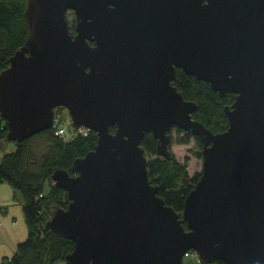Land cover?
Returning <instances> with one entry per match:
<instances>
[{"label": "water", "instance_id": "obj_1", "mask_svg": "<svg viewBox=\"0 0 264 264\" xmlns=\"http://www.w3.org/2000/svg\"><path fill=\"white\" fill-rule=\"evenodd\" d=\"M24 17L26 41L0 71L7 139L53 127L57 107L97 134L52 173L69 203L45 226L74 242L68 263L186 264L194 250L204 264H264V0H26ZM179 68L235 94L225 130L193 117ZM173 128L203 144L182 210L150 181L142 145L151 132L171 158Z\"/></svg>", "mask_w": 264, "mask_h": 264}, {"label": "trees", "instance_id": "obj_2", "mask_svg": "<svg viewBox=\"0 0 264 264\" xmlns=\"http://www.w3.org/2000/svg\"><path fill=\"white\" fill-rule=\"evenodd\" d=\"M25 5L26 0H0V71L9 65L10 57L26 41L28 27L24 17ZM74 30L75 24L72 31ZM173 84L186 99L197 102L198 107L193 113L195 119L215 132L227 128L225 106L234 101L233 92L222 96L209 82L199 80L180 68L177 69ZM64 108H56L53 127L16 142V150L6 153L0 161V183L8 182L21 192L28 226L27 238L17 243L14 254L8 257V264H57L61 259L69 264L66 254L74 248V242L58 236L45 226L54 207H67L69 203L67 191L52 180V173L57 168L71 171L74 159L85 155L94 147L97 134L92 130L86 135L74 133L71 119L57 114V109ZM64 125L68 126L71 133L57 134L56 128ZM7 130V122L0 114V141L8 140ZM176 130L184 133L178 138V143L186 144L195 139L200 149L197 156L202 157L203 144L200 138L191 132L179 128ZM36 137H42L46 143V150L41 154H37L34 149ZM156 142L151 132H147L142 140L147 155L149 179L154 184H160L159 194L167 204L182 210L187 194L199 180L202 171L189 176L187 163L178 160L174 153L171 158L159 155ZM194 260H197V264H204L198 257H189L186 264H192ZM207 264L227 263L215 260Z\"/></svg>", "mask_w": 264, "mask_h": 264}, {"label": "rangeland", "instance_id": "obj_3", "mask_svg": "<svg viewBox=\"0 0 264 264\" xmlns=\"http://www.w3.org/2000/svg\"><path fill=\"white\" fill-rule=\"evenodd\" d=\"M69 25L73 30L76 14L74 10L68 11ZM59 116L71 119L67 109H57ZM62 127V126H61ZM184 133H178L176 128L172 130L171 149L174 156L187 163V172L189 176H193L196 172L202 171L203 156H197L199 145L195 139H191L189 143H178V138ZM17 148L16 142L11 140L0 141V161L3 156L15 151ZM34 149L37 154H41L46 150V143L42 137L34 139ZM28 236V226L26 224L25 215L23 212V198L19 190L14 188L8 182L0 183V264H8L18 242L25 240ZM57 264H65V260L61 259ZM192 264H197L194 260Z\"/></svg>", "mask_w": 264, "mask_h": 264}, {"label": "built area", "instance_id": "obj_4", "mask_svg": "<svg viewBox=\"0 0 264 264\" xmlns=\"http://www.w3.org/2000/svg\"><path fill=\"white\" fill-rule=\"evenodd\" d=\"M72 125V124H71ZM73 131L74 133H81V134H88L89 131H91L89 128H86L84 126H81L79 127L78 129L76 128H73ZM56 133L59 134V135H68L70 132V130L68 129V126L67 125H64L62 127H57L56 128ZM189 257H198L197 253L194 251V250H190L188 251L185 256H184V259H185V262L186 260L189 258Z\"/></svg>", "mask_w": 264, "mask_h": 264}]
</instances>
